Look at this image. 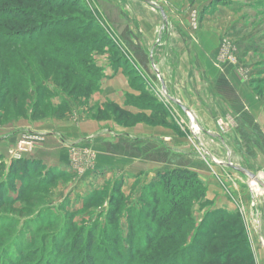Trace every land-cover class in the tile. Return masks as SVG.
I'll use <instances>...</instances> for the list:
<instances>
[{
  "label": "rangeland",
  "instance_id": "rangeland-1",
  "mask_svg": "<svg viewBox=\"0 0 264 264\" xmlns=\"http://www.w3.org/2000/svg\"><path fill=\"white\" fill-rule=\"evenodd\" d=\"M77 1L88 9V14L80 7L57 11L51 7L35 8L43 13L42 17L26 20L28 22L0 20V38L5 41L23 29L34 30L33 34L39 41L59 39L50 31L58 29L57 23L68 18L78 20L71 24L72 28L84 27L83 23H87L85 27L88 30L96 25L98 29H89V34L77 42L82 46L89 39L95 42V51H82L79 57L88 55L92 70L85 69L84 73L88 77L99 75L100 82V89L91 90L88 99L79 93L71 95L69 89L59 85L62 81L56 84L60 77L54 73V62L49 64L50 67L42 68L41 63L46 58L41 49L34 50L24 44L14 51L0 45V65L8 58H19L17 53H33L30 57L33 60L31 67H23L25 74L20 67L12 65L0 77V154L4 163L9 166L13 160L23 158L39 161L47 169L66 171V176L53 184H46L43 171L33 174L32 180L22 186L23 191L10 190V204L0 207V261L16 259L30 252L35 255L31 261L34 264H47L49 260L64 264L65 247L60 249L56 246L54 238L58 235L65 243H72V239L79 234L85 238L88 231L96 226H107L105 214L109 208V196L121 182L125 194L124 213L115 230L127 233L125 215L130 207L139 205L138 198L143 186L155 179L159 171L189 163L200 170L197 174L208 189V204L197 205L194 209L196 224H201L207 212L214 209L239 213L256 262L264 264V249L248 219L251 202L248 189L254 190L257 199L263 201L264 186L246 174L227 168L229 159H221L218 155L224 154L222 149L216 148V154L208 141L195 140L193 132L199 133L200 128L196 130L189 126L191 119L187 112L190 111H184L181 106H185L184 99L196 110H205L202 101L209 104L208 80L203 71L191 76L185 42L179 41L180 62L175 69L168 59V25L170 28L178 27L192 45H196L198 32L208 24L209 27H231L232 30L223 35L224 41L220 47L233 53L238 59L236 65L243 69L245 76L250 77L254 91L264 99V0H225L226 5L235 4L237 13L221 7L231 15L223 18L213 12L219 0H154L159 7L141 0H138L140 4H133L130 0ZM21 4L33 7L21 0H5L0 4V11ZM207 4L210 7L206 8ZM147 10L157 16L156 29ZM162 11L166 13L165 17ZM136 12L141 21L149 22L151 40L139 31L140 22ZM208 12L214 20L211 18L210 22H205ZM168 17L172 21L170 24ZM225 36L235 38L236 49L228 44L230 40ZM76 45L74 43L72 48L75 49ZM63 52L66 51L59 53ZM20 65L25 64L20 62ZM78 79L75 76L74 80ZM172 97L179 99L181 105ZM60 102L69 108H57ZM109 102L131 111L134 118L119 117L108 106ZM160 105L167 112L166 117L171 123L169 126L145 120L153 115L155 109L161 110ZM229 114L227 117L217 115L211 131H217L216 135L221 137L227 135L235 138L256 159H261L264 166V155L257 147L255 136L247 128L239 131ZM160 115L163 116V113ZM73 126L82 127L84 133L70 137L62 132L68 131L66 127ZM145 127L171 128L178 139L168 141V137L145 138L131 133ZM254 130L264 141V128L256 123ZM216 142L220 145L222 141ZM167 165L174 167L159 169ZM153 172L154 178H149ZM256 174L264 182V169ZM17 184L21 186L20 181ZM92 196L97 199L88 205L87 198ZM62 207L67 211H63ZM262 211L264 213V207ZM141 220L133 240L136 239V244L144 247L149 230L143 224L147 217L143 215ZM151 233L156 234L155 231ZM139 236H142L141 243H137ZM94 237L104 239V235L98 231ZM105 243L109 250L106 246L100 249L99 241L93 248L100 257L96 264L114 263L111 257L108 258L113 253V240H105ZM69 253L72 254L71 251ZM10 254L13 256L10 257ZM113 255L115 259H123L122 264H145L149 254H134L129 250L128 253L115 251ZM161 263L168 264V258L162 259Z\"/></svg>",
  "mask_w": 264,
  "mask_h": 264
},
{
  "label": "trees",
  "instance_id": "trees-1",
  "mask_svg": "<svg viewBox=\"0 0 264 264\" xmlns=\"http://www.w3.org/2000/svg\"><path fill=\"white\" fill-rule=\"evenodd\" d=\"M4 1L0 0V4ZM21 1L29 3L33 7L21 4L16 7L3 8L0 11V20L28 22L26 20L42 17L43 13L35 8L51 7L57 11L64 8L80 7L86 13L89 12L77 0ZM217 2L223 5L227 3L225 0ZM77 21L75 18H68L58 22V29H51L50 32L57 35L59 39L39 41L33 34L34 30L23 29L13 33L7 41L0 38V45L8 46L9 49L14 51H17L19 45L24 44L30 45L34 50L41 49V53L46 58L43 59L44 63H41L42 68L46 69L50 67V63L54 62V73L60 77L56 84L62 81V84L59 85L69 89L71 95L79 93L80 96L82 95L85 99H88L91 96V90L100 89L99 75L98 77H88L84 70H92V67L89 66L90 59L88 55L79 56L82 51H88L89 53L95 51L96 47L95 42L91 39L84 41L83 46L77 40L87 36L90 32L89 29H98V27L92 25L87 30L85 27L87 23H83L84 27L72 28L71 24ZM37 37L40 39L39 36ZM74 43L77 44L75 49L72 48ZM60 51L66 52L59 53ZM17 54L19 58H8L0 65V77L12 65H17L22 71L25 70L23 68L25 66L27 68L31 67L33 60L30 57L33 53L26 52L24 54L21 52ZM73 58L78 61H73L75 60ZM20 62L25 65H20ZM25 72L22 73L25 74ZM75 76L79 78L77 81L74 80ZM36 106L37 104L34 106V110ZM108 106H111L113 113L121 118H134L131 111L117 103L109 102ZM160 107L161 110L155 109L153 115L145 120L163 126L171 125L166 117L167 112L164 107L162 105ZM57 108L68 109L69 106L60 102ZM162 113L163 116L160 115ZM43 171H45L44 180L48 185L66 176V171L47 169L43 163L29 159H16L7 166L3 161V155L0 154V207L10 204L9 192L11 189L17 191L22 189L23 191L22 186L27 181L32 180V175ZM5 174L6 177L4 178ZM17 181L21 182V186H18ZM35 181L39 182L40 180L35 179ZM122 186L123 182L114 188L113 194L109 196V208L105 214L107 226H96L94 230L88 231L85 238L82 237L83 234H79L72 239V243H65L58 235L54 238L56 246H59L60 249L65 247L64 264L72 262H76V264H96L97 259L100 257L96 255L93 248L99 241L101 246L98 247L100 249L106 246L105 248L109 250L110 247L105 243V240L109 239L113 240V253L115 251L118 253L126 251L128 253L129 250L134 254L148 253L145 264H162L164 258H168V264H257L250 239L239 213L234 214L223 209H214L207 212L201 224H196L193 217L195 207L208 204L206 201L207 186L197 172L182 167L159 171L155 179L143 186L138 198L139 205L130 207L127 211V215H125L128 222L127 233L115 230L124 213L122 208L125 203V194L122 191ZM96 199L95 196L87 198L88 205L93 201L95 202ZM85 204L87 205V202ZM62 209L67 211L65 207H62ZM143 215L147 217L143 224L149 231L145 237L144 247H140L136 244V239L133 240V238H135V233L141 226L140 222H142ZM96 231L102 233L104 239L99 237L95 239ZM151 231H155L156 234H152ZM141 239L142 236H139L137 243H141ZM72 245L74 249L71 250ZM70 251L72 254L69 253ZM75 251L76 253H73ZM113 253L108 258L111 257L113 264H122L123 259H115ZM12 256L10 254V257ZM34 256V253L27 252V255H19L16 259L0 261V264H34L31 262ZM46 263L55 264L51 260L46 261Z\"/></svg>",
  "mask_w": 264,
  "mask_h": 264
},
{
  "label": "crops",
  "instance_id": "crops-1",
  "mask_svg": "<svg viewBox=\"0 0 264 264\" xmlns=\"http://www.w3.org/2000/svg\"><path fill=\"white\" fill-rule=\"evenodd\" d=\"M130 1L133 4H140L138 0ZM227 1L231 2V0ZM215 5V10L213 12L216 15H219L220 18L231 16L230 12L222 10L221 7H225L226 9H230L233 13H237V11L235 10V4L234 6H231L230 4L226 6H221L223 4L220 5L218 3H215ZM200 6L203 5L201 4ZM208 7L210 6L207 4L206 8ZM147 12L151 15V17H148L154 24V27L156 29V14L154 12H151V10H147ZM205 17V22H210V20H212L211 18H213L210 16V12H208V14H205ZM136 18H138V14ZM138 21L140 22L138 26V28L140 29L139 31L143 32L148 40H151L150 37L152 29L149 25V22L141 21L140 19ZM171 22V19L168 17V24H170ZM229 30H232L231 27L223 28L216 25L214 27H209L208 24L207 27L204 26L198 32L199 40L196 45H192L188 42V38L179 31L178 27L170 28L168 25V59H170L171 61L170 65H174L175 69V67L180 62L179 55L181 48H179V41H183L187 44L186 50L191 76H195L198 73L201 74L202 71L204 74H206V78L208 80L207 83L209 84L210 88V91L208 93L209 104H205V101L202 102L206 107L207 111L206 109L202 111L196 110L192 105H190L187 101L182 98L183 103L185 102L184 105H187V109H189L190 113L195 119L194 124L200 128V132L198 131L199 133L193 132L195 140L208 141L207 143L208 145H211L214 153L218 154L216 152V148L222 149L224 154H218L221 159H229V161H231L232 163L236 165H241L250 170L251 172L256 173L257 171L264 169L261 159H256L254 154L252 152V154L248 152L242 145H240L236 141L235 138L234 140L227 135L225 137H221L216 135L217 131H213L214 133H212L211 131L213 129V123L216 122L217 115L226 116L228 115V113H230L229 116H232V118L235 120L236 126L239 127V131L243 132V130L247 128V130H249L255 136L256 142L258 144L257 147L264 155V141L262 137L254 130V126L256 125V123L259 124L260 127L264 128V99L258 96V94L254 91L251 81L249 80L250 77L244 75V73L242 72L243 69L239 68L236 64L230 62L229 57L230 55H233V53H230L229 49L223 50L222 47H220L222 46V43L224 41L222 38L223 35L227 34ZM225 37L230 40V42L228 41V44H231L232 47L236 49L235 38L227 36ZM196 115H198L200 119H198ZM241 123H243L245 127L243 124L241 125ZM190 125L191 121L189 122V126ZM66 128L68 129V131L64 130L62 132L68 133L70 137H77V135H79L78 133L83 132L81 129L82 127L77 128L76 126H73ZM83 130L85 131V129ZM131 133L139 134V136L143 135L145 138H153L154 136L164 138L168 137V141H173L174 139L176 141V139H178L176 133L171 128H168L167 130L162 127H145L144 129L142 128L138 132L133 131ZM216 141L222 142L219 145ZM224 145L227 148L224 149ZM236 154L240 155L236 156ZM254 161L255 163H253ZM168 166L169 165L159 167V169L162 170L161 168L165 169L174 167ZM181 166L194 170L198 173L200 172L199 169L193 167L189 163L182 164ZM221 166L225 167L226 165ZM226 167L229 169L231 168L228 165ZM231 169L235 170L233 168ZM202 172L204 173V171ZM153 176H155L154 172L152 175H150L149 178H152ZM248 191L249 197L251 199L250 215L248 219L250 225L254 229L256 238L260 243V234L264 239V213L262 221L259 222L258 215L261 208L257 203L258 197H256L254 190L248 189ZM261 203L263 210L264 199L263 201H261Z\"/></svg>",
  "mask_w": 264,
  "mask_h": 264
},
{
  "label": "bare ground",
  "instance_id": "bare-ground-1",
  "mask_svg": "<svg viewBox=\"0 0 264 264\" xmlns=\"http://www.w3.org/2000/svg\"><path fill=\"white\" fill-rule=\"evenodd\" d=\"M162 14H163V16L165 17V14H164L163 11H162ZM181 107H182V106H181ZM184 107H185V106H184ZM182 108H183V107H182ZM183 110H184V109H183ZM184 111H189V109H187V108L185 107V110H184ZM187 114H188V116H189L190 119H191V125H192V128L197 130L199 127H197V126L194 124V122H195L194 117L192 116V114H191L190 112H187ZM215 162H216V160H215ZM227 165H228L229 167L235 169L236 171H239V172H241V173H243V174L248 175L252 180H255L256 182H258V183H260L261 185L264 186V182H262V181L260 180V178L258 177V175H257L256 173L251 172L250 170H248L247 168H245V167H243V166H241V165H236V164L232 163L231 161H229V162L227 163Z\"/></svg>",
  "mask_w": 264,
  "mask_h": 264
},
{
  "label": "water",
  "instance_id": "water-1",
  "mask_svg": "<svg viewBox=\"0 0 264 264\" xmlns=\"http://www.w3.org/2000/svg\"><path fill=\"white\" fill-rule=\"evenodd\" d=\"M142 1L148 3L149 5H152V6H154V7H159V5H158L154 0H142ZM165 15H166V13H165ZM157 42H158V41H157ZM157 42L154 43V50H155V48H156V44H157ZM158 75H159V74H158ZM159 77L161 78V75H159ZM172 99H174V101L178 102V103L181 105V102H180L179 99L174 98V97H172ZM182 107H183L182 109L185 110V107H184L183 105H182ZM196 117H197L198 119H200L198 115H196ZM212 133H214V132L212 131ZM257 203H258V205H259L260 208H261L260 211H259V215H258V221L261 222V220H262V218H263L262 203H261V201H260L259 199H257ZM259 236H260V239H261V242H260V243H261V246H262V248L264 249V240H263V237H262L261 234H260Z\"/></svg>",
  "mask_w": 264,
  "mask_h": 264
},
{
  "label": "built area",
  "instance_id": "built-area-1",
  "mask_svg": "<svg viewBox=\"0 0 264 264\" xmlns=\"http://www.w3.org/2000/svg\"><path fill=\"white\" fill-rule=\"evenodd\" d=\"M229 60H230V62L233 63V64H237V63H238V62H237L238 59H237L234 55H233V56H230V57H229Z\"/></svg>",
  "mask_w": 264,
  "mask_h": 264
}]
</instances>
